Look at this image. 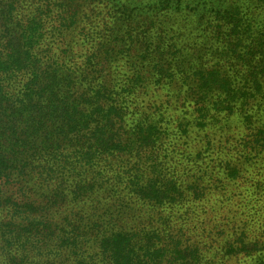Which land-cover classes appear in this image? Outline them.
<instances>
[{"label": "trees", "instance_id": "16d2710c", "mask_svg": "<svg viewBox=\"0 0 264 264\" xmlns=\"http://www.w3.org/2000/svg\"><path fill=\"white\" fill-rule=\"evenodd\" d=\"M252 4L264 8V0H0V264L264 258L245 230L224 240L221 260L205 250L213 232L205 224L185 234L207 192L202 177L182 180L165 148L191 127L234 118L237 104L264 102V19L252 18ZM169 90L176 106H192L189 119L156 104L155 93ZM216 161L232 180L243 168L227 154L210 159L209 173Z\"/></svg>", "mask_w": 264, "mask_h": 264}, {"label": "rangeland", "instance_id": "374dc122", "mask_svg": "<svg viewBox=\"0 0 264 264\" xmlns=\"http://www.w3.org/2000/svg\"><path fill=\"white\" fill-rule=\"evenodd\" d=\"M227 1L229 0H223V2ZM252 8L255 9L252 18L256 21L264 19L263 7L258 5L256 9V4H252ZM185 42L190 44L192 40L189 39ZM197 42L199 45L200 39H197ZM226 67L224 66L223 69L226 70ZM248 74L249 68H244L239 76L238 88H241L242 79ZM246 88L248 92L252 90L250 84ZM153 99L156 104H161V106L165 102H169L170 106L175 107L173 112L168 106L171 109L170 114L178 118L189 119L192 106L188 104L186 106L182 101H179L176 106V101L170 90L162 94L155 93ZM147 100L151 103L149 96ZM256 101L252 108L248 107L249 110L245 109L243 104H237V113L234 118L224 119L223 114L220 116V119L223 118V120L220 122L217 119L216 124L218 125L212 124L206 132L203 130L197 132L196 128L191 127L190 136L179 139L173 145L174 147L165 146L168 149V154L170 152L173 157L170 161L171 167L177 169L185 183L202 177L201 184L205 186L203 189L207 192V196L204 198L206 201L198 203L191 217L192 222L187 220L182 226L186 235L200 234L192 228L193 226L200 227V224H205L203 227L207 226L209 228L207 230L213 232L217 230L216 237L211 231L212 236L204 235L203 239L208 245L205 247L208 256L218 257V260H221L223 256L222 245L226 239L234 243L240 238L238 236L242 230H245L248 236H254L258 240L257 251L262 253L260 248H264V137L258 133L261 131L262 122L260 120L264 121V102L261 104L259 99ZM250 115L251 123L245 120L250 118ZM177 123L175 120L170 121L172 128L177 126ZM194 139L197 144L195 147L192 144ZM208 140L210 141L209 148H204ZM198 149L200 150L199 157H195ZM227 154L232 161H239L243 164V168L238 172V177L235 180L227 177V171L224 166L218 164V161L214 162L216 169L209 173L212 166L209 164L210 159L225 158ZM216 164L218 165L216 166ZM206 165L208 168L205 167ZM213 239H215V243L211 244ZM239 242L240 240L237 241V243ZM236 262L237 264H264V258L255 261V263H248V259ZM226 264H231V262H226Z\"/></svg>", "mask_w": 264, "mask_h": 264}]
</instances>
